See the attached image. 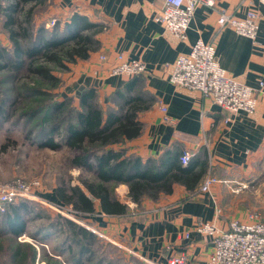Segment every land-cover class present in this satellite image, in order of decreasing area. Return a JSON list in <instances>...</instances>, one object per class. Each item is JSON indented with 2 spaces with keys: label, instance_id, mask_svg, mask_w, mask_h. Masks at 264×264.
<instances>
[{
  "label": "crops",
  "instance_id": "obj_1",
  "mask_svg": "<svg viewBox=\"0 0 264 264\" xmlns=\"http://www.w3.org/2000/svg\"><path fill=\"white\" fill-rule=\"evenodd\" d=\"M9 2L0 0V40L5 45L12 43L4 25V7ZM263 2L217 0L212 8L199 6L184 41L165 31L155 20L162 9L160 0L25 2L32 8L35 28L51 20H55L53 27L61 33L72 20L92 25L83 32L96 44L87 58H75L64 76L59 98L70 99L82 111L81 98L91 97L104 116L110 109L118 108L115 102L131 100L140 130L135 139L122 142L124 157H136L142 165H157L165 160L173 173L177 167L185 170L181 180L170 185L166 196L169 203L152 208L146 203L148 213L144 215L129 216L132 198L125 183L117 186L120 191L114 196L111 194L114 201L125 207L121 214L103 212L100 200L80 188L93 206L91 212H81L80 219L94 233L121 244L147 262L168 264L169 258L181 254L186 264H208L212 240L197 232L198 223L212 222L221 231L229 230L232 221L247 223L253 215L264 223V94L258 97L252 114L233 115L198 91L169 82L175 59L188 54L193 44L202 40L214 45L217 61L227 75L253 88L259 81L264 83ZM251 9L259 15L254 40L230 28L218 27L222 11L241 18ZM119 56L146 63L145 73L110 75L109 70L119 63ZM183 151L192 155L185 166L179 161ZM207 176L220 182L214 183L208 192H201L200 185ZM235 183H246L248 187L233 193ZM47 196L49 203L61 206L55 193Z\"/></svg>",
  "mask_w": 264,
  "mask_h": 264
},
{
  "label": "rangeland",
  "instance_id": "obj_2",
  "mask_svg": "<svg viewBox=\"0 0 264 264\" xmlns=\"http://www.w3.org/2000/svg\"><path fill=\"white\" fill-rule=\"evenodd\" d=\"M14 1L19 2L15 19L20 21L25 12L32 8L27 7L30 4L24 0ZM23 27L26 26L16 27L15 30L22 34ZM42 27L50 31L54 29L53 26L45 28V23ZM20 42L24 46L28 41L21 39ZM11 47L12 44L5 45L0 40L1 50H11ZM69 49L66 47L52 52L57 55L55 62L36 57L33 64L27 61L20 70L11 69L9 62L0 59V66L5 67L0 70V188L19 179L34 184L32 191L39 198H19L12 202L18 204L20 200H26L34 205V208L31 205L34 211L22 213L26 227L25 233L18 238L10 235L6 225H3V230H0V264H149L121 244L94 233L80 219L81 212L70 203L58 200L65 210L49 203L47 195H53L60 188L67 190L70 195L72 188L86 189L84 183L96 185L99 182L94 171V159L90 157L91 168L74 166V159L84 153L81 149L74 151L65 141L67 123L76 124V114L81 111L70 99L59 98L60 89L65 83L64 76L75 63L66 54ZM61 103H65L62 110L55 111L52 108ZM117 112L122 113L119 109ZM47 137H51V141L58 145L55 149L42 146ZM122 145V142L105 146L99 142H86L82 144V149L88 155L101 153L107 148L124 153ZM119 184L109 182L103 185L114 196L120 191L117 188ZM166 196L168 194L163 190L148 189L139 196L138 202L130 198L129 216L148 213L144 206L146 203L151 208L167 205L169 200H166ZM72 212L76 218L70 216ZM33 213L45 217L34 219ZM58 218L76 224L93 237L73 236L71 226ZM50 223H61L62 228L58 226V229H50ZM81 245L87 253L80 255L78 261ZM13 253L16 255L13 256Z\"/></svg>",
  "mask_w": 264,
  "mask_h": 264
},
{
  "label": "trees",
  "instance_id": "obj_3",
  "mask_svg": "<svg viewBox=\"0 0 264 264\" xmlns=\"http://www.w3.org/2000/svg\"><path fill=\"white\" fill-rule=\"evenodd\" d=\"M28 0H24L27 2ZM19 2L10 0L4 7L7 11L5 24L8 30V38L12 42L11 50L0 49V59L10 63L11 69L20 70L27 61L33 64L35 58L42 57L48 61H57V55L52 52H58L61 48L69 47L67 56L75 61V58L85 59L88 53L94 48L96 42L86 35L83 31L90 29L92 25L81 22L79 24L71 22L66 25L64 32H59L57 28L53 30L44 29V27H34L32 23L31 11H26L21 17L20 21L15 19V14L18 12ZM22 34L13 30L15 27H21ZM28 41L22 45L20 40ZM58 50V51H57ZM5 67L0 66V70ZM38 74L39 71L37 70ZM132 101L126 99L123 102H115L118 108L110 109L106 112V118H103L102 110L99 109L98 104L92 101L91 97L81 98L82 111L77 112L75 122H68L65 127V141L74 150H79L84 153L74 159L73 165L77 167L91 168L89 164L90 157L94 159V171L97 174L98 184L84 183L87 191L95 198L100 200L101 209L108 214H121L125 212V207L114 201L111 193L103 185L104 183L113 182L125 183L129 186L130 196L134 202H138L139 196L146 190H163L166 193L171 191V183L181 180L180 176L185 174V170L181 167L172 169L167 165L165 160H161L157 165L148 163L142 165L140 160L136 157H124L122 151H115L107 148L103 152H93L94 155L82 149V144L88 142L89 144L99 142L102 146L108 144H116L124 140H130L139 134L140 125L135 120L134 109L131 108ZM65 103L53 105L55 111L62 110ZM126 108V110H125ZM122 113H118L117 110ZM46 137V136H45ZM122 140V141H120ZM42 146L55 149L58 145L51 141V137ZM57 199L64 203H70L75 210L80 212H91L93 210L91 200L79 188H72L70 195L68 191L60 188L55 192ZM18 204L10 203L7 205L5 213L0 214V230H3V225H6L7 232L14 238H18L25 233V219L22 217L23 212H31V205L26 200H20ZM30 204V205H28ZM34 211V210H33ZM35 214V213H33ZM37 215V214H35ZM33 215V218L42 219V215ZM59 219V218H58ZM64 221L71 226L73 236L83 235L84 237H93V235L83 228L76 226L70 221H65L62 218L59 221ZM62 228L61 223L54 225L50 223V229ZM46 234V233H45ZM85 247L81 245L78 251V261L80 255L87 253ZM16 253H13V256Z\"/></svg>",
  "mask_w": 264,
  "mask_h": 264
},
{
  "label": "built area",
  "instance_id": "obj_4",
  "mask_svg": "<svg viewBox=\"0 0 264 264\" xmlns=\"http://www.w3.org/2000/svg\"><path fill=\"white\" fill-rule=\"evenodd\" d=\"M160 1L162 9L155 20L163 26L165 31L171 32L178 40L184 41L196 9L199 6L212 8L217 0ZM258 22L259 15L253 9L248 10L241 18L222 11L217 19L220 29L230 28L236 34L251 40L256 38ZM54 24L55 20H51L45 23V28H51ZM118 62L109 70L110 75L121 77L145 73L146 63L140 60L127 61L119 56ZM169 82L176 87L198 91L205 99L233 115L239 112L252 114L256 110L258 97L264 94L262 81H259L256 88H253L227 75L217 61L214 45L202 40H197L188 54L179 55L175 59ZM161 109L165 112L164 107ZM191 156L190 152L183 151L179 157L181 165H187ZM217 182L220 181L207 176L199 189L201 192H208L210 187ZM34 186V184H27L18 179L0 188V212H5L7 205L19 198L39 199L32 191ZM247 187L246 183H235L232 192L240 193ZM56 207L65 210L61 206ZM70 216L76 218L73 212ZM195 228L198 233L212 240V252L208 264H264V223L260 222L256 215H253L247 223L232 221L227 231L219 230L212 222L198 223ZM168 264H186V259L181 254L180 256L175 255L168 259Z\"/></svg>",
  "mask_w": 264,
  "mask_h": 264
}]
</instances>
